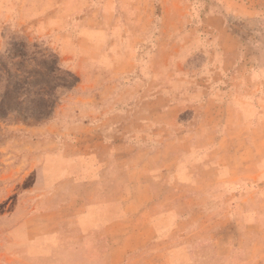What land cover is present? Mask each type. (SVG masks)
<instances>
[{
	"label": "rangeland",
	"instance_id": "1",
	"mask_svg": "<svg viewBox=\"0 0 264 264\" xmlns=\"http://www.w3.org/2000/svg\"><path fill=\"white\" fill-rule=\"evenodd\" d=\"M0 264H264V0H0Z\"/></svg>",
	"mask_w": 264,
	"mask_h": 264
},
{
	"label": "crops",
	"instance_id": "2",
	"mask_svg": "<svg viewBox=\"0 0 264 264\" xmlns=\"http://www.w3.org/2000/svg\"><path fill=\"white\" fill-rule=\"evenodd\" d=\"M125 213L122 212L121 210H119V212L115 213L114 215L109 216V220L107 222H103L101 223V225H99V227H102L104 229H107V227H110L112 225V221H119V224H117L118 227H122V225L120 224L122 221L124 222L125 219ZM103 224V225H102ZM124 227H128L127 225ZM125 247H117L116 251L119 255V258L122 257V255H126L127 253H129L131 250L129 249V247L127 246V244L124 245ZM119 250V252H118Z\"/></svg>",
	"mask_w": 264,
	"mask_h": 264
}]
</instances>
